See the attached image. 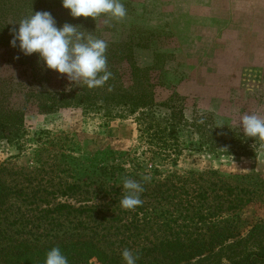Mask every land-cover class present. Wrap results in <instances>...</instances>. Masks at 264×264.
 I'll use <instances>...</instances> for the list:
<instances>
[{
    "label": "rangeland",
    "instance_id": "rangeland-1",
    "mask_svg": "<svg viewBox=\"0 0 264 264\" xmlns=\"http://www.w3.org/2000/svg\"><path fill=\"white\" fill-rule=\"evenodd\" d=\"M121 2L127 15L119 21L108 16L73 18L61 0H5L0 18L18 30L22 19L35 12H50L58 27L69 23L85 36L105 41L110 57L107 68L117 69L125 87L132 85L128 62L132 51L134 61L149 68L157 100L177 93L183 99L176 102L183 103L188 114L194 110L211 112L220 123L239 132L244 114L264 118V0ZM33 59L38 65L36 77ZM81 84L47 69L38 54L24 55L18 43L16 47L0 45V87L7 103L26 105L27 129L21 148L0 141V182L13 191L8 202L0 205V218L21 214L20 207L12 203L21 205L25 215L37 214L30 209H35L36 203L45 207L47 200H51L50 205L64 200L76 206L95 205L94 212L90 211L93 217L74 212L69 217L72 222L57 225V234L79 237L110 233L114 234L112 239L133 235L121 246L113 245L132 252L147 245V237H173L177 232L201 237L210 233L213 223L245 234L253 224L264 222V152L238 162H218L186 152L172 165L140 138L132 118L110 119L103 112L85 113L76 108L44 114L34 99L25 98L30 90L76 88ZM111 166L125 169V177L136 181L148 177L150 185L143 187L141 206L134 210L120 207L125 213L115 214L109 222L101 218L103 196L116 197L120 202L123 195L120 179L103 185V167ZM59 183L78 188L68 197L36 190ZM20 188L24 194L18 193ZM33 188L35 195L30 198L26 192ZM148 190H168V198L153 199L145 192ZM219 201H225L222 210L217 208ZM187 203L188 209L181 214ZM231 203L236 206L230 208ZM197 212L206 216L202 218ZM164 259L158 255L154 263Z\"/></svg>",
    "mask_w": 264,
    "mask_h": 264
},
{
    "label": "trees",
    "instance_id": "trees-1",
    "mask_svg": "<svg viewBox=\"0 0 264 264\" xmlns=\"http://www.w3.org/2000/svg\"><path fill=\"white\" fill-rule=\"evenodd\" d=\"M4 8L5 0H0V13L4 14ZM10 29L13 28L5 19L0 18V45L10 44L9 40L13 37ZM106 57L109 62L110 57L107 54ZM31 62L36 77L37 60L33 59ZM128 62L132 74L130 87H125L122 83L117 69L107 68L111 76L103 86L89 89L82 83L76 88L30 90L25 98L34 99L44 114L76 108L85 113L103 112V116L110 119L132 118L138 124L140 138L171 160L172 165H176L186 152H197L218 162L251 160L264 152V144L244 136L230 125H223L215 114L196 110L188 114L183 103L176 102V99L180 102L183 99L177 93L166 100H157L149 68L139 66L133 59L132 51ZM25 116L26 105L16 107L7 103L5 91L0 87V141L21 148L27 134ZM124 171L125 169L116 166L103 167V185L112 180L115 183L117 179L123 182L126 178ZM139 182L143 187L150 185L143 179ZM156 187L163 188L158 185ZM77 188L74 184L59 183L54 186H39L36 190H42L46 195L60 193L68 197ZM21 189H18V193ZM167 191L145 192H149L153 199L162 201L168 198ZM12 193L8 185L0 182V205H5ZM21 194H24V190ZM26 194H30L31 198L35 195V189ZM202 194L207 198L208 192L204 191ZM224 202H218V210L223 209ZM13 204L11 206L20 207L21 214L17 216L13 213L12 219V215L0 218L5 220L0 221V264H44L46 253L53 247L61 249L69 264H95V261L99 264H125L121 256L122 250L113 245L121 246L133 235L112 239L114 234L110 233L79 237L66 232L57 234V225H66L65 220L72 222L69 217L74 212L79 215L87 213L86 216L93 217L90 211L94 212L97 206L84 203L76 206L67 200L50 205L51 200H47L45 207L36 203V208L30 209L32 212L37 211V214L25 215L21 205ZM235 206L231 203L229 207ZM188 207V203L183 206L181 214ZM121 213L125 211L120 209V202L116 197L103 196V221L111 222L115 214ZM138 213L139 211L134 215ZM199 216L203 218L206 215L202 213ZM209 232L194 238L191 234L180 236V232L173 237H147L150 242L133 251L138 256L136 264H155L158 255L166 258L160 264H264V222L253 224L245 234L235 233V229L231 231L221 223L211 224Z\"/></svg>",
    "mask_w": 264,
    "mask_h": 264
},
{
    "label": "clouds",
    "instance_id": "clouds-1",
    "mask_svg": "<svg viewBox=\"0 0 264 264\" xmlns=\"http://www.w3.org/2000/svg\"><path fill=\"white\" fill-rule=\"evenodd\" d=\"M63 8L70 11L73 18H93L108 16L117 21L127 15L121 0H61ZM19 28L13 29L11 45L31 56L38 54L44 66L66 75L73 83L82 82L89 89L103 86L110 78L107 71V44L104 40L85 36L77 31V26L65 23L57 26L50 12H35L30 17L22 19ZM244 136L254 138L264 144V118L252 113L244 114L240 121ZM145 177L144 180H148ZM144 188L141 182L125 178L122 185L120 207L134 210L141 206V194ZM125 264H136L138 256L129 249L121 253ZM44 264H69L67 257L59 247H53L45 256Z\"/></svg>",
    "mask_w": 264,
    "mask_h": 264
}]
</instances>
